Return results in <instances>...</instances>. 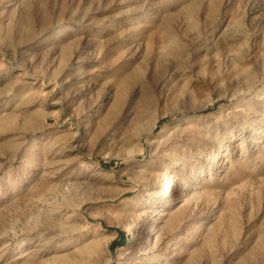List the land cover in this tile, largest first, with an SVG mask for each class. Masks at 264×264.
Masks as SVG:
<instances>
[{
  "label": "rangeland",
  "instance_id": "1",
  "mask_svg": "<svg viewBox=\"0 0 264 264\" xmlns=\"http://www.w3.org/2000/svg\"><path fill=\"white\" fill-rule=\"evenodd\" d=\"M263 128L264 0H0V264H264ZM160 164L203 195L182 221Z\"/></svg>",
  "mask_w": 264,
  "mask_h": 264
},
{
  "label": "bare ground",
  "instance_id": "2",
  "mask_svg": "<svg viewBox=\"0 0 264 264\" xmlns=\"http://www.w3.org/2000/svg\"><path fill=\"white\" fill-rule=\"evenodd\" d=\"M115 25H116V23L114 24V22H111L107 29L109 30L112 27H114ZM69 28L70 27L68 25L62 26L59 29L60 33H63L64 31H66ZM98 32L99 33L103 32V30H99ZM158 55H160V54H158ZM247 78L249 81V86L253 87L254 80L252 79V76L247 75ZM128 82H129L128 79L125 77V78H121V79L118 78L117 81L112 83V86L115 88V99L117 98L119 93L124 88H126V84ZM260 91H262V89H260ZM153 104H154L153 100H144L143 102L137 104L135 107L132 108V118L130 120H132V119L135 120V122H132V123H136V127L139 130V133L137 131H136V133H138L140 136L143 135L144 133L152 132L158 125V118H157L158 116H156V117L151 116V109L153 107ZM146 118L151 120V121L149 120L150 123H148V125H146V124L144 125V120ZM132 123H131V125H132ZM133 126L134 125H132V127ZM228 126H229V124H226L225 128H228ZM251 130L253 131L254 128H251ZM260 133H261V135L264 133V128L260 131ZM236 136H238V134H236V132H231L230 134H225L224 138L228 139V141H233L236 138ZM138 138H141V137L138 136ZM178 138L179 137H177V136H170L168 139L162 141L161 144H159V147L161 149L160 154L163 156V158H170L173 161V164H175V165H179V163L181 162L182 157H183L181 149H180V147L182 145V144H180L181 139H178ZM181 138L185 139L184 137H181ZM254 138H256V136H254ZM218 145H221V144H218ZM229 148H230L229 145H227L225 148L226 152L224 154H221V152L224 150L217 149L216 150V157L218 155L229 154L230 153ZM209 152H210V150H209ZM204 154H208V152H204ZM210 154H211V152H210ZM159 167H161V168L155 173L149 172V173H146L147 175H139V177L141 179V180H139V183H140V181L141 182L144 181L149 186H152L153 193H155V197L160 198V200H162L163 203H165V204L167 203L168 205L173 203V202L179 203L178 208L176 210H169L168 209V210H166V212L165 211L160 212L158 210V214L159 213H165V214H168L169 218L173 221H182L188 215L187 209L191 204V200L202 198L203 195L200 194L201 192L199 193V191L195 190L192 192H187V194H184L181 197L176 198L174 196L176 193V190H174V186L177 184L176 180L178 178L180 179V177H177L178 173L174 172L172 170V166L167 165V164H160ZM212 168H213V166L210 167V170ZM187 185L182 186L181 189L188 188ZM205 199L206 198L203 197V200H205ZM214 213H217V211L214 210ZM139 215H141V214H139ZM156 219L158 220L159 218H156ZM214 225L215 224H212V226H214ZM150 226H151L152 230L155 228L160 229L156 225H153V224H151ZM211 230H212V228L210 229V231ZM152 236H153V238L147 240L146 244L142 248H140L138 255H140V257L143 259L152 257V258H154L152 261H157L158 258H156V257H158V256H157V254H155V252L157 249L158 241L161 240L162 234L160 233L159 236H157L156 233H153Z\"/></svg>",
  "mask_w": 264,
  "mask_h": 264
}]
</instances>
